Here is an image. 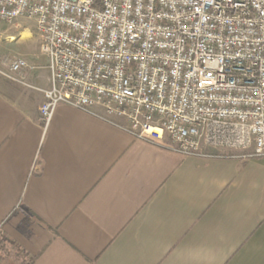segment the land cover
Instances as JSON below:
<instances>
[{
  "label": "crops",
  "instance_id": "1",
  "mask_svg": "<svg viewBox=\"0 0 264 264\" xmlns=\"http://www.w3.org/2000/svg\"><path fill=\"white\" fill-rule=\"evenodd\" d=\"M41 53L0 69V232L29 264H264V156L181 154L99 106L43 130Z\"/></svg>",
  "mask_w": 264,
  "mask_h": 264
},
{
  "label": "built area",
  "instance_id": "2",
  "mask_svg": "<svg viewBox=\"0 0 264 264\" xmlns=\"http://www.w3.org/2000/svg\"><path fill=\"white\" fill-rule=\"evenodd\" d=\"M19 17L48 58L43 130L59 104L99 106L181 154L251 143L264 156V0H0V21Z\"/></svg>",
  "mask_w": 264,
  "mask_h": 264
},
{
  "label": "rangeland",
  "instance_id": "3",
  "mask_svg": "<svg viewBox=\"0 0 264 264\" xmlns=\"http://www.w3.org/2000/svg\"><path fill=\"white\" fill-rule=\"evenodd\" d=\"M40 54L38 35L31 18L19 17L12 22L0 21V69H6L17 57L37 61ZM42 54V53H41ZM2 78L7 83L12 80ZM253 147L247 143L241 148H226L222 152L228 156L251 154ZM30 257L24 251L22 243L0 232V264H27Z\"/></svg>",
  "mask_w": 264,
  "mask_h": 264
},
{
  "label": "trees",
  "instance_id": "4",
  "mask_svg": "<svg viewBox=\"0 0 264 264\" xmlns=\"http://www.w3.org/2000/svg\"><path fill=\"white\" fill-rule=\"evenodd\" d=\"M27 264H29V263H27Z\"/></svg>",
  "mask_w": 264,
  "mask_h": 264
}]
</instances>
